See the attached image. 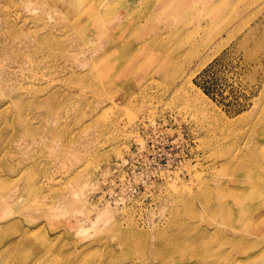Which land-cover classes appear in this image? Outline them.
<instances>
[{"label": "rangeland", "instance_id": "1", "mask_svg": "<svg viewBox=\"0 0 264 264\" xmlns=\"http://www.w3.org/2000/svg\"><path fill=\"white\" fill-rule=\"evenodd\" d=\"M0 264H264V0H0Z\"/></svg>", "mask_w": 264, "mask_h": 264}]
</instances>
